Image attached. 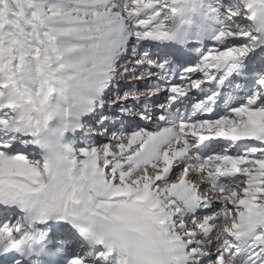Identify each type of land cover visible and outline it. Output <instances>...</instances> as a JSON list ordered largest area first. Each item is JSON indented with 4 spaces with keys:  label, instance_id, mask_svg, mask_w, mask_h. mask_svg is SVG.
Wrapping results in <instances>:
<instances>
[{
    "label": "snow or ice",
    "instance_id": "1",
    "mask_svg": "<svg viewBox=\"0 0 264 264\" xmlns=\"http://www.w3.org/2000/svg\"><path fill=\"white\" fill-rule=\"evenodd\" d=\"M0 264H264V0H0Z\"/></svg>",
    "mask_w": 264,
    "mask_h": 264
},
{
    "label": "rangeland",
    "instance_id": "2",
    "mask_svg": "<svg viewBox=\"0 0 264 264\" xmlns=\"http://www.w3.org/2000/svg\"><path fill=\"white\" fill-rule=\"evenodd\" d=\"M141 126H143V125H141ZM102 140H106L107 138L106 137H103V138H101Z\"/></svg>",
    "mask_w": 264,
    "mask_h": 264
}]
</instances>
